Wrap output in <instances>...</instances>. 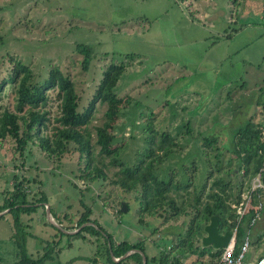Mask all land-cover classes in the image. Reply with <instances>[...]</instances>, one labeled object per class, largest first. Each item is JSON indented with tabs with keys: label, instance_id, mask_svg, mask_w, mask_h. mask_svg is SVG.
<instances>
[{
	"label": "rangeland",
	"instance_id": "rangeland-1",
	"mask_svg": "<svg viewBox=\"0 0 264 264\" xmlns=\"http://www.w3.org/2000/svg\"><path fill=\"white\" fill-rule=\"evenodd\" d=\"M79 43L91 45L94 51L87 70L82 66L84 56L76 51ZM17 61L32 69L35 82L44 81L52 67H60L75 82L80 109L90 102L107 66L124 64L126 70L116 93L128 101L115 130L119 138L116 146L121 147L119 164L100 155L96 145V127L105 121L107 104H97L89 125L95 162L104 164L107 179L81 178L86 162L73 144L59 158L49 157L37 138L23 153L12 137L0 139V205L14 189L15 177H24L34 180L27 185L30 192L44 191L53 212L67 215L66 224L69 219L75 224L86 210L81 203L84 200L93 209L91 218L112 234L116 243L138 242L148 233L146 222L167 225V232L154 236L155 244L145 243L146 253L159 255L166 249L174 256L179 235H186L195 216L196 211L189 207L195 195L202 193V201H207L218 176L241 186H233L234 194L252 184L254 178L242 171L229 174L227 170L240 165L234 153L235 133L254 116L256 100L264 103V91L259 92L252 83L259 75L264 78V0H0V82L8 81L0 97V116L5 110L16 111L18 80L10 77ZM246 81L256 91L230 98L229 91ZM228 82L223 88L222 83ZM44 109L51 119L60 114L57 90L49 91ZM54 124L50 123L47 132L52 133ZM152 130L157 138L166 132L178 142L173 152L156 164L160 176L168 180L173 174L174 182H189L190 186L179 194L176 190L169 193L180 205L181 199L186 200L179 216L172 218V211L166 208L155 211L164 213L167 220L143 210L141 187L128 192L111 181L121 165L135 169L142 162L146 136ZM204 137L211 138V146L203 143ZM124 201L129 204L128 211L119 213ZM43 205L21 215L23 229L32 234L27 237L31 256L38 258L48 251L54 256L53 263L59 257L62 264H110L103 236L64 235L59 246H48L58 235ZM245 223V219L237 222L236 227L243 231ZM152 226L149 228L155 229ZM254 228L246 262L249 258L255 261L264 252V216ZM15 233L14 218L7 212L0 218V264L18 260L12 239ZM166 234H171L170 239ZM69 241H74L70 248ZM60 250L63 252L58 254ZM95 255L96 261L92 260Z\"/></svg>",
	"mask_w": 264,
	"mask_h": 264
},
{
	"label": "trees",
	"instance_id": "trees-1",
	"mask_svg": "<svg viewBox=\"0 0 264 264\" xmlns=\"http://www.w3.org/2000/svg\"><path fill=\"white\" fill-rule=\"evenodd\" d=\"M76 51L84 56L82 66L87 70L94 58L92 46L79 43L76 45ZM129 56L134 58L135 55L131 54ZM125 70L126 66L124 64L110 63L103 71L102 79L90 102L85 108L80 109V98L75 82L60 67H52L48 77L44 81L35 82L32 69L21 61H17L14 72L10 77L12 81L18 80L16 111L5 110L0 116V139H6L8 136L12 137L17 143V149L23 153L29 142L37 138L40 148L49 157L56 156L59 158H62L69 150V146L73 144L86 162L80 175L81 178L86 181H95L100 177L107 179L108 175L104 170V164L103 166H99L95 162L93 136L89 130V125L94 119L97 104H107L105 121L102 125L96 127V145L100 147V155L110 158L112 164H119L118 154L121 147L116 146L119 138L115 130L118 127V120L123 105L128 99L120 97L116 93V88ZM7 82V80L0 82V97ZM50 90H57L60 99V114L53 119H51L49 111L44 109L49 101ZM50 123L54 124L52 133L47 132L50 128ZM145 126L149 127L150 124L146 122ZM189 130L191 132V129ZM156 136L157 132L155 130H152L146 136L147 145L142 162L135 169L121 165L117 177L111 181L114 185H118L128 192L141 187L143 210L153 216L162 217L167 220L169 217H165L164 213H155V211H164L166 208L172 211V218L179 216L181 211L185 210L184 204L186 200L181 199L180 205L179 200L169 193L176 190L179 194L180 189L184 188L187 190L190 186L189 182L187 184H183L180 181L174 182L173 174V177L171 175L168 180L160 176L156 164L161 163V159L169 156L178 142L170 133H162L159 138ZM263 138L264 127L254 123L253 118L244 127L238 129L234 138V153L235 157L239 159L240 165L239 168L232 171L229 169L227 172L229 174L231 172V174H236L237 170L240 172L244 170L245 176H250L251 179L254 178L264 163ZM203 143L211 146L212 140L209 137H204ZM168 168H163V170L165 169L164 172ZM15 178L14 189L8 192L4 203L0 205V212L7 210L4 214L0 215V218H4L7 212L12 214L14 218L16 233L12 236V239H15L16 243L15 251L18 256L16 264H42L46 259L51 258L52 255L48 254V251H45L43 255L34 258L28 253L27 237L32 234L23 229L21 215L23 213L31 214L35 212L40 203L44 204L43 206L45 207V204L49 203V198L42 190L34 191V193L28 190V187L34 183V180L30 181V179L24 177L19 179L18 176ZM236 185L240 186L239 184L225 181L222 177L218 176L213 181V191L208 194L207 201H202L200 196L202 193L197 196L195 195V202H189V207H192L196 211L195 216L192 218L191 224L185 233L186 235H179L178 252L174 256L171 252H167L166 249L162 250L159 255H148L145 248L146 240L136 243L123 240L116 243L113 235L107 232L97 220L91 218L93 209L84 200H81V203L86 210L83 211L75 224L73 219H69L68 224H66L64 221L68 219L67 215L61 217L57 213H54L52 207H50L53 217L60 223L62 228L52 224L56 228L58 236L53 241H50L48 246H51V243L56 247L59 246L62 243L61 238L64 235L79 236L86 239L85 233H89L93 236H103L106 239L107 255L110 264H142L143 256L139 252H134L118 262L114 261L111 255V250L115 257H121L132 249H141L146 254V264H184L182 260L185 256L198 255L199 257H203L207 253L212 257V261L209 263L212 264L214 259H219L222 249L211 252L208 247H204L202 244L195 245V243L202 241L204 227L209 223L212 215H220L221 232L224 230H234L237 223V212L233 204L239 202L241 199L240 190L234 194L233 186ZM216 186L218 190L214 191V187ZM205 187L206 184L203 185L202 190ZM187 193L189 194L190 191L188 190ZM259 193L264 199V190L259 189ZM257 201L258 195H254L253 204H257ZM119 213H122L121 209ZM254 213L255 209H250L241 220V222L244 219L246 220L243 231L240 230L238 225L237 248L243 243L247 232L246 229L248 230ZM145 224L148 225L149 223L146 222ZM63 229L76 232L68 233L63 231ZM158 230L156 227L153 233ZM258 239L260 240L261 238L259 237ZM71 242H68L69 246H71ZM151 242L156 243V240ZM263 256L264 252L258 258Z\"/></svg>",
	"mask_w": 264,
	"mask_h": 264
},
{
	"label": "built area",
	"instance_id": "built-area-1",
	"mask_svg": "<svg viewBox=\"0 0 264 264\" xmlns=\"http://www.w3.org/2000/svg\"><path fill=\"white\" fill-rule=\"evenodd\" d=\"M259 189L264 190V163L260 171L254 177L252 184H250L246 190L241 191L240 201L233 204V207L237 212L238 223L241 222L250 209H255V213L250 221L247 235L244 237L243 243L237 248V225V227L232 231L233 235L228 245L222 249L216 264H264V256L257 258L254 262L245 261L246 254L249 251L251 244L250 234L252 227H254L264 215V199L259 193ZM254 195H258V201L255 205L253 204Z\"/></svg>",
	"mask_w": 264,
	"mask_h": 264
},
{
	"label": "crops",
	"instance_id": "crops-1",
	"mask_svg": "<svg viewBox=\"0 0 264 264\" xmlns=\"http://www.w3.org/2000/svg\"><path fill=\"white\" fill-rule=\"evenodd\" d=\"M231 35H228V38L230 39L231 37H230ZM231 82V81H230ZM252 83L253 84H255L256 85V90H259V92H263L264 91V78L261 76V75H259V79H258V81H255V82H253L252 81ZM223 85H222V87L224 88L225 87V85H229V82L228 83H222ZM241 87V88H240ZM252 87L253 86H251L250 87V83H247V81L246 82H244L241 86H239V85H235L232 89H231V91H229L230 92V95H229V97L230 98H238L239 97V95H242V94H244L245 96L246 95H248L249 93H253V91H256V90H253L252 89ZM264 95V94H263ZM237 100V99H236ZM257 101V104H258V108H256V110H255V114H254V116H252V118L254 119V123H256V124H259V125H261V126H263L264 127V106H261V105H263L261 102H258V100H256ZM233 117H234V115H233ZM241 174H243L244 176H245V171L244 170H242V172H241ZM250 181H251V179H250ZM247 189V187L246 188H244V189H242V190H246ZM241 190V191H242ZM150 224H152L153 226L152 227H154V228H158L159 227V230L155 233H153V230L152 229H150L149 228V226H150ZM146 225V224H145ZM161 225V224H160ZM159 224H157L155 221H153V222H150L147 226V228H146V230L148 229V233H146L143 237H141L140 238V240L139 241H141V240H146L145 241V243L149 240V242L150 241H153V240H155L156 238L154 237L157 233V235H161V231H165V232H167L168 231V229H166L167 228V225H161L160 226ZM164 226V227H163ZM170 228H173V227H170ZM171 230H173V229H171ZM225 231H223V233H224ZM253 232H255V228H254V231ZM143 235V234H142ZM167 235H169V236H167ZM170 236H171V234H166L165 235V237H169V239H170ZM168 239V238H167ZM121 241H123V240H121ZM121 241H119V242H121ZM74 241H72L71 242V246H69L68 245V247L70 248V247H72L73 246V243ZM131 242V241H130ZM29 243V242H28ZM131 243H133V242H131ZM155 244V243H154ZM157 245V244H156ZM29 248V247H28ZM209 248V250L211 251V252H215V249L213 248V247H208ZM63 249V248H62ZM65 249V248H64ZM64 249H63V251H64ZM61 251V250H60ZM59 251V252H60ZM63 251H61L60 253H58V254H61ZM154 255H156V254H153V255H151V256H154ZM41 256V255H40ZM33 257V256H32ZM96 255L92 258V260H94V261H96ZM56 260H58V262L57 263H53V262H55V259H54V256H52L51 258H49V259H46L42 264H48V263H50V262H52L53 264H62L61 263V261H60V258L59 257H57V259ZM67 260H69V262H70V259L69 258H67ZM183 262H184V264H195V262H198V264H209L210 263V261H211V258L209 257V253H207V254H205L203 257H199L198 255H188V256H185L184 258H183V260H182ZM247 262H254V260H252L251 258H249L248 259V261Z\"/></svg>",
	"mask_w": 264,
	"mask_h": 264
},
{
	"label": "water",
	"instance_id": "water-1",
	"mask_svg": "<svg viewBox=\"0 0 264 264\" xmlns=\"http://www.w3.org/2000/svg\"><path fill=\"white\" fill-rule=\"evenodd\" d=\"M46 208H47V215H48L49 222L52 223L53 225L59 227V228H62V226L59 225L54 220V217L52 215V212H51L49 204H46ZM121 211L122 212H127L128 211V206H127L125 201L122 202ZM5 212L6 211L0 212V215L4 214ZM220 222H221L220 215L219 214H215V215L211 216L209 223H207L205 225L204 234H203V236L201 238L202 245L204 247H213L214 249L221 250L225 246L228 245L230 239L232 238L233 232L231 230H227L224 233L221 232V230H220ZM63 231L68 232V233L76 232V231H69V230H65V229H63ZM134 252L141 253L142 256H143V263L142 264H146L147 256L141 249H132V250L128 251L127 253H125L124 255H122L121 257H115L113 255L112 250H111V255H112L114 261L118 262V261L126 258L127 256H129L130 254H132Z\"/></svg>",
	"mask_w": 264,
	"mask_h": 264
}]
</instances>
